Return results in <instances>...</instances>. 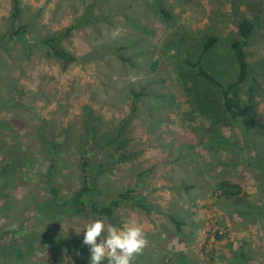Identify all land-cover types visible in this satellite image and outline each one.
Listing matches in <instances>:
<instances>
[{
    "label": "rangeland",
    "instance_id": "374dc122",
    "mask_svg": "<svg viewBox=\"0 0 264 264\" xmlns=\"http://www.w3.org/2000/svg\"><path fill=\"white\" fill-rule=\"evenodd\" d=\"M233 1L19 0L20 23L29 25L30 40L23 41L4 37L11 27L12 0H0V264H83L86 258L79 251L90 256L82 243L84 226L95 220L142 226L148 244L133 264H264V165L249 149L251 140L249 146L239 141L210 154L207 146L196 144L189 125L197 127L199 121H191L185 98H170L180 89L179 62L173 55L181 53L174 40L210 23L224 39L235 30ZM247 1L252 5L248 15L259 21L262 34L249 53L263 74L243 86V98L253 95L263 123L264 0ZM160 6L173 19L163 20ZM69 27L58 46L76 61L64 64L47 55L46 46L36 45L38 37ZM131 90H142L144 96L134 102ZM88 110L99 135L111 132L112 141L124 124L119 142H127L101 175L97 200L108 201L138 183L136 193L146 197V206H122L113 221L91 215L70 218L61 208L42 218L38 206L52 198L51 187L61 201L80 185L78 149L86 141ZM221 132L231 137L229 128L223 126ZM40 134L60 144L51 178L52 156L46 155ZM109 145L94 162L113 150L115 144ZM12 150L18 153V166L10 162ZM125 153L133 158L123 160ZM205 161L215 168L208 171ZM219 178L241 183L245 202L235 206L214 195ZM170 214L184 222L180 232ZM241 247L243 256L237 253Z\"/></svg>",
    "mask_w": 264,
    "mask_h": 264
},
{
    "label": "trees",
    "instance_id": "16d2710c",
    "mask_svg": "<svg viewBox=\"0 0 264 264\" xmlns=\"http://www.w3.org/2000/svg\"><path fill=\"white\" fill-rule=\"evenodd\" d=\"M231 3L234 15H236L231 20L235 30L228 33L224 39H222L220 34L215 33L210 23V25L206 24L201 29L197 28L185 31L174 40L175 46L181 53L180 57L177 53L173 55L179 62L175 74L177 75V80L180 82V89L178 94L172 93L170 98L177 97V95L185 98L189 108L188 113L191 114V121H199L197 127L192 124L189 125L193 134L198 139L196 142L197 146H207L211 154L219 152L217 150L222 151L227 145L237 144L239 141L249 146L247 139H250L252 147L250 145L249 149L254 151V155L256 154L255 156L259 161L257 162L258 165H264V121L263 123H259L258 114L256 113L258 107L253 102V95H250L247 101L243 98V86L250 80L255 81L256 76H262L263 74V69L259 67L257 61L251 59V54L249 53L250 47L262 40V34L259 31L257 23L259 21L255 17L248 15L252 5L247 0H239V2L234 0ZM242 4L245 5L244 12L240 10ZM157 11L163 16V20L169 21L173 19V13L164 7H158ZM20 22L21 6L19 0H12L10 11L11 27L6 31L4 37L8 39H22L23 41L26 39L30 40L28 38L29 25L27 26V24H21ZM70 31L71 27L66 28L63 33H56L43 38L38 37L35 43L38 46H46L48 50L46 52L47 55L59 59L64 64L74 62L77 60V57L58 46L59 36L69 34ZM183 41L184 44H182ZM221 49H223V52H220ZM123 59L125 58L123 57ZM261 90H264V88ZM130 93L133 96L134 102L141 96H144L142 90H131ZM87 115L84 121L85 128L87 129L85 132L86 141L80 144L79 149L77 148L80 154L77 166L80 174V185L75 191L63 197L61 201L59 198L57 200L58 193L56 187H51L52 198L39 203L38 206V211L40 210L43 213V215L41 214L42 218H46L47 215L45 213L49 210L61 208L70 218L91 215L113 221L117 210L122 206H130L131 208H145L144 206H146V197L136 193L137 189H139L138 183L133 187L128 186L124 190H120L116 196L108 201L100 202L97 200L96 194L99 191L101 175L107 170L108 164H113L116 152L123 149L127 142L124 144L119 142V138L122 137L125 131L124 124L117 129L116 137L111 141L113 134L110 132L103 136L99 135L98 126L95 119L91 117L89 110ZM1 126L5 127L4 123H1ZM223 126L231 130V137L221 135V127ZM236 133H239L240 139H235ZM39 137L46 146V155L48 157L52 156L50 166L48 167V178H51L55 171V156L60 149V144L49 142L41 134ZM103 141L107 145L115 144L113 150L109 151L98 162H94L93 159L100 149L107 146L99 144V142ZM0 146H2L1 141ZM121 157L123 160H129L133 158V154L129 155L125 153ZM6 159H10L13 165L16 164L18 166L17 161L19 162V159L16 150H12L9 153V159ZM188 161L190 164L192 159L190 158ZM116 162L122 161L118 159ZM212 162L216 163L214 157H212ZM205 164L208 171L215 168L214 166H209V161H205ZM8 171L10 172V170ZM9 175H5L4 180H7ZM212 193L222 200L233 202L235 206H240L246 200L241 183L233 181L231 178H219L214 181ZM168 218L175 224L178 232H180L184 222L172 214L168 215ZM217 233L216 231V238H221V235ZM79 250L78 246L74 248V251L77 253ZM243 250L244 248L241 247L237 253L243 256L246 253ZM79 252L82 254V257L86 258L83 262L85 264L89 256L88 254H84L83 251ZM234 256H236V252H234ZM247 259L251 260L250 257ZM104 264H107V260H105Z\"/></svg>",
    "mask_w": 264,
    "mask_h": 264
},
{
    "label": "clouds",
    "instance_id": "9594fccd",
    "mask_svg": "<svg viewBox=\"0 0 264 264\" xmlns=\"http://www.w3.org/2000/svg\"><path fill=\"white\" fill-rule=\"evenodd\" d=\"M82 243L89 248L88 264H104L105 260L107 264H133L148 240L142 226L135 221L117 227L95 220L84 226Z\"/></svg>",
    "mask_w": 264,
    "mask_h": 264
}]
</instances>
